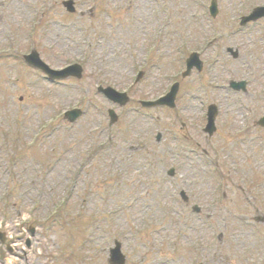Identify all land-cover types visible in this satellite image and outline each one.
<instances>
[{"label": "rangeland", "instance_id": "1", "mask_svg": "<svg viewBox=\"0 0 264 264\" xmlns=\"http://www.w3.org/2000/svg\"><path fill=\"white\" fill-rule=\"evenodd\" d=\"M63 1L0 0V231L15 248L0 241V264H108L115 240L126 264H264V188L250 184L264 178V151L247 159L230 134L252 117L264 137L252 127L264 107V19L238 21L263 0H217L216 18L211 0H74L73 14ZM33 47L55 68L82 63L83 77L50 83L21 58ZM194 49L206 66L181 80L178 108L141 109ZM245 74L246 93L227 87ZM98 85L131 88L136 102L115 108L117 124ZM211 102L219 130L207 138ZM77 105L75 123L51 122Z\"/></svg>", "mask_w": 264, "mask_h": 264}, {"label": "water", "instance_id": "2", "mask_svg": "<svg viewBox=\"0 0 264 264\" xmlns=\"http://www.w3.org/2000/svg\"><path fill=\"white\" fill-rule=\"evenodd\" d=\"M110 262H112L113 264L115 263V262L113 261V259H111ZM115 264H120V263H119V262H116Z\"/></svg>", "mask_w": 264, "mask_h": 264}]
</instances>
